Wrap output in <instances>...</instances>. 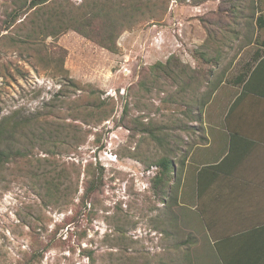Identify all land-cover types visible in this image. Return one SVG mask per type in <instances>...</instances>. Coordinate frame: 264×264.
<instances>
[{
	"label": "rangeland",
	"instance_id": "obj_1",
	"mask_svg": "<svg viewBox=\"0 0 264 264\" xmlns=\"http://www.w3.org/2000/svg\"><path fill=\"white\" fill-rule=\"evenodd\" d=\"M13 1L0 0V121L14 116L29 151L0 172V264H219L191 230L183 173L201 122L185 103L242 71L264 0H138L149 9L119 27L116 53L72 30L28 39L33 9L7 29ZM162 157L181 177L165 195Z\"/></svg>",
	"mask_w": 264,
	"mask_h": 264
},
{
	"label": "crops",
	"instance_id": "obj_2",
	"mask_svg": "<svg viewBox=\"0 0 264 264\" xmlns=\"http://www.w3.org/2000/svg\"><path fill=\"white\" fill-rule=\"evenodd\" d=\"M255 20L264 27L261 13ZM257 54L245 91L220 82L204 106L198 142L186 161L191 171L183 173L186 206L200 212L210 236L262 245L243 254L251 263L264 262V40L244 64Z\"/></svg>",
	"mask_w": 264,
	"mask_h": 264
},
{
	"label": "trees",
	"instance_id": "obj_3",
	"mask_svg": "<svg viewBox=\"0 0 264 264\" xmlns=\"http://www.w3.org/2000/svg\"><path fill=\"white\" fill-rule=\"evenodd\" d=\"M12 4L13 9L11 13L7 14V18H11L6 25L7 29L16 21L15 18L26 15L28 10L33 9L28 22L29 31L26 34L28 39L34 40L40 36L55 37L67 30H72L87 39L93 40L100 47L113 53L118 50L116 41L119 37V27L132 28L138 21V17L144 16L145 9H149L148 6L138 0H83L76 7H73L68 0H16ZM255 56L256 58L251 63L242 65V71L229 81L230 84L235 87H242V91L246 90L245 80L252 69L253 63L258 60L261 54ZM170 63H175L176 65V57H169L165 63L158 62L151 65L149 73H153V69H157L167 74L164 68ZM185 68V66H182V73ZM191 79L189 77L188 82L183 86L184 88L188 87ZM218 82L215 84L208 81L206 90L200 94L199 100L191 101L189 104L185 103V114L192 115L195 113L194 116L197 115L195 120L200 122L201 112L218 87ZM142 85L145 86V83ZM194 104L196 105L194 106ZM193 107H195L194 111L196 112L193 111ZM19 124L14 123L13 115L0 121V172L5 169L7 163L21 161L28 156L29 149H19L16 145L19 137L17 133V130L20 129ZM21 124L30 125V121L25 120ZM148 132L153 139V132L150 130ZM29 135L30 139L34 137L31 132ZM158 140L160 141V139ZM174 162L173 158L162 157L153 166V169L157 172L153 179V186L157 187L159 185V189L156 190L161 194H164V189L169 185L172 178H174V182H178V186L180 184L181 177L178 180L176 179L178 172ZM52 186L55 187L53 184ZM93 188H96L94 183L91 184L89 193H87L85 198L93 191ZM189 213L190 217L197 221V224H193L191 230L206 236V240L219 264H264V262H259L257 259L255 263L248 262L243 255L252 250H262V245L256 248L244 245L237 246L234 242H231L230 238L217 239L212 237L210 236V230L206 229V224L200 212L198 210H189Z\"/></svg>",
	"mask_w": 264,
	"mask_h": 264
}]
</instances>
